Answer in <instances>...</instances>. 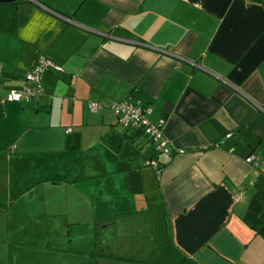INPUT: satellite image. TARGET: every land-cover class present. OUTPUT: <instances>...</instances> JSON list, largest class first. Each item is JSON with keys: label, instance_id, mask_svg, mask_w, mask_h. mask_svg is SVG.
<instances>
[{"label": "crops", "instance_id": "1", "mask_svg": "<svg viewBox=\"0 0 264 264\" xmlns=\"http://www.w3.org/2000/svg\"><path fill=\"white\" fill-rule=\"evenodd\" d=\"M37 54L62 70L8 101ZM123 100L164 120L170 156L118 123ZM0 132L8 184L23 155L26 192L64 189L52 214L85 228V264H264L243 221L264 190V0L0 3Z\"/></svg>", "mask_w": 264, "mask_h": 264}, {"label": "rangeland", "instance_id": "2", "mask_svg": "<svg viewBox=\"0 0 264 264\" xmlns=\"http://www.w3.org/2000/svg\"><path fill=\"white\" fill-rule=\"evenodd\" d=\"M150 143L154 150L156 141ZM9 152L8 147L0 149V171L3 172L0 173V264H85V228L69 230L62 223L58 225L52 214L59 211L57 208H65L59 205L65 201L64 189L47 190L45 195L39 190L43 186H35L26 192L29 183L26 181L23 185L25 179L33 180L30 177L36 175H33L32 159L27 161L23 155H17L13 161L14 170L8 184L5 155ZM37 156L50 158L55 154L45 152Z\"/></svg>", "mask_w": 264, "mask_h": 264}, {"label": "built area", "instance_id": "3", "mask_svg": "<svg viewBox=\"0 0 264 264\" xmlns=\"http://www.w3.org/2000/svg\"><path fill=\"white\" fill-rule=\"evenodd\" d=\"M48 70L61 71L62 66L44 54H37L20 85L15 88H10L6 94V99L8 101L20 102L22 100L38 98L44 92L41 84V75ZM108 106L116 115L117 121L121 126L140 131L148 141H156V147L154 149L156 155L160 153V155L165 157L170 156L169 143L164 138L162 131L164 120L161 118L156 123L150 122L147 117L151 112L149 107L143 106L138 102H130L127 100L111 101ZM88 107L91 111L96 112L104 108L105 103L89 101ZM70 130L71 128L67 129V131ZM229 136L230 134L226 135V137ZM178 151L182 152V150ZM252 158L250 155L246 158V161H251ZM146 163L151 165L157 173L159 172V164L156 158L147 159Z\"/></svg>", "mask_w": 264, "mask_h": 264}, {"label": "trees", "instance_id": "4", "mask_svg": "<svg viewBox=\"0 0 264 264\" xmlns=\"http://www.w3.org/2000/svg\"><path fill=\"white\" fill-rule=\"evenodd\" d=\"M24 76L19 81V84L15 87H18L20 85ZM15 87H12V88H15ZM155 155L156 153L154 151L153 156ZM243 221L256 234L264 238V190H258L252 195V197L249 200L246 213L244 214Z\"/></svg>", "mask_w": 264, "mask_h": 264}, {"label": "water", "instance_id": "5", "mask_svg": "<svg viewBox=\"0 0 264 264\" xmlns=\"http://www.w3.org/2000/svg\"><path fill=\"white\" fill-rule=\"evenodd\" d=\"M15 0H0V3H7V2H13Z\"/></svg>", "mask_w": 264, "mask_h": 264}]
</instances>
